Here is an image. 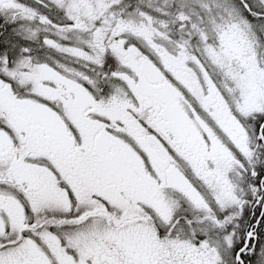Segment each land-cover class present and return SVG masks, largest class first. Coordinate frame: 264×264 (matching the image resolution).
<instances>
[{"label":"snow or ice","instance_id":"1","mask_svg":"<svg viewBox=\"0 0 264 264\" xmlns=\"http://www.w3.org/2000/svg\"><path fill=\"white\" fill-rule=\"evenodd\" d=\"M0 264H264V0H0Z\"/></svg>","mask_w":264,"mask_h":264}]
</instances>
